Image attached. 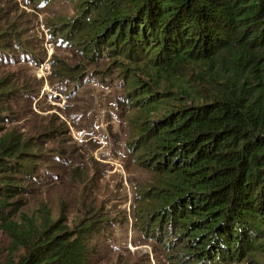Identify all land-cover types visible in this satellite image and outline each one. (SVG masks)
I'll return each instance as SVG.
<instances>
[{
    "label": "trees",
    "instance_id": "obj_1",
    "mask_svg": "<svg viewBox=\"0 0 264 264\" xmlns=\"http://www.w3.org/2000/svg\"><path fill=\"white\" fill-rule=\"evenodd\" d=\"M63 1L72 16L50 21V36L91 62L111 59L126 89L130 154L154 175L134 213L144 235L176 238L161 246L182 264H260L264 0ZM16 53L39 56L0 24V59ZM16 92L0 81V119ZM37 152L31 138L0 133V231L10 239L0 264H92L109 223L99 212L71 229L64 213L16 220Z\"/></svg>",
    "mask_w": 264,
    "mask_h": 264
},
{
    "label": "rangeland",
    "instance_id": "obj_2",
    "mask_svg": "<svg viewBox=\"0 0 264 264\" xmlns=\"http://www.w3.org/2000/svg\"><path fill=\"white\" fill-rule=\"evenodd\" d=\"M72 13L63 0L39 5L0 0V24L13 27L39 53L33 62L22 53L0 59V81L17 89L5 106L0 133L15 130L40 151L16 220L22 215L36 220L43 211L54 218L64 213L71 229L99 212L109 223L92 241V264H182L161 246L176 238L147 237L135 221L137 198L154 175L130 154L133 134L129 110L120 101L126 89L118 69L111 59L91 62L50 36V21ZM56 60L73 69H60ZM9 246L0 231V263ZM256 261L264 263V244Z\"/></svg>",
    "mask_w": 264,
    "mask_h": 264
}]
</instances>
